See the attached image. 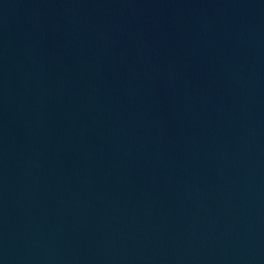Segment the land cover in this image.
<instances>
[{"label":"water","instance_id":"1","mask_svg":"<svg viewBox=\"0 0 264 264\" xmlns=\"http://www.w3.org/2000/svg\"><path fill=\"white\" fill-rule=\"evenodd\" d=\"M0 264H264V0H0Z\"/></svg>","mask_w":264,"mask_h":264}]
</instances>
